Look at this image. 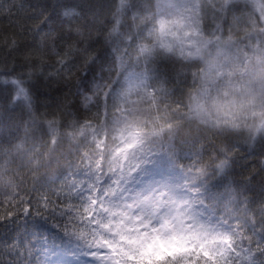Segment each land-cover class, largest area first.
I'll use <instances>...</instances> for the list:
<instances>
[{"label":"trees","instance_id":"trees-1","mask_svg":"<svg viewBox=\"0 0 264 264\" xmlns=\"http://www.w3.org/2000/svg\"><path fill=\"white\" fill-rule=\"evenodd\" d=\"M192 1L198 55L158 48L142 57L139 43L169 11L163 0H82L83 18L62 31L50 24L54 0H23L21 19L55 35L59 55L73 59L67 77L46 74L57 53L41 51L27 60L26 44L9 56L3 44L14 33V20L0 17V72L13 64L21 71L37 59L36 67L43 65V73L29 81L35 127L23 98L10 103L14 87L2 85L0 76V218L7 217L0 223V264L96 263L118 239L108 207L122 138L133 145L127 162L138 187L172 179L189 194L193 213L230 241L221 256L177 247L129 253L122 264H264V113L254 126L240 128L196 115L206 94V69L226 51L264 65V0ZM0 3L7 7L9 0ZM86 53L95 58L84 65ZM105 58L109 63L101 72ZM128 72L139 77L131 91L125 90ZM104 85L112 93L105 102V89H97Z\"/></svg>","mask_w":264,"mask_h":264},{"label":"rangeland","instance_id":"rangeland-1","mask_svg":"<svg viewBox=\"0 0 264 264\" xmlns=\"http://www.w3.org/2000/svg\"><path fill=\"white\" fill-rule=\"evenodd\" d=\"M163 1L169 11L139 43V55L165 48L197 56L200 28L195 3ZM251 59L226 51L207 67L206 94L196 109L201 120L233 128L256 124L264 113V65L256 67ZM132 147L129 138H122L116 146L118 178L108 214L118 239L104 247L105 252L94 264H122L129 253H156L177 247L216 256L227 254L229 237L213 231L193 213L189 194L180 184L164 178L150 187H138L135 171L127 162Z\"/></svg>","mask_w":264,"mask_h":264},{"label":"snow or ice","instance_id":"snow-or-ice-1","mask_svg":"<svg viewBox=\"0 0 264 264\" xmlns=\"http://www.w3.org/2000/svg\"><path fill=\"white\" fill-rule=\"evenodd\" d=\"M23 8V0H20V3L13 2V0H9L7 7H5L2 3H0V17H7L14 20V33L9 36L6 40H4L3 47L7 50L9 56H12L14 53L21 51L24 49L25 45H29L31 49V54L26 56L27 60H32V55L39 56L41 51L51 53H57L59 59L55 61V67L47 72L48 76H64L67 77L71 74L74 65L71 63L72 60L69 59L68 55H59V51L57 50L56 40L57 37L50 33H44L40 30V24H28L24 20L21 19V9ZM29 11L31 15L27 17V19H32L33 10L29 7ZM85 11V6L82 3V0H54V18L50 20V24L53 26V30L62 31L63 26L65 24H73V21L77 23L83 18V14ZM75 13V15H71ZM76 33L80 36L83 35L80 27H76ZM37 37L39 38L37 40ZM0 39H4L0 36ZM50 43V49L45 48V41ZM112 51L116 53V48L112 47ZM95 58L90 53H86L83 57L84 65H87L90 61ZM118 65L117 71L119 72L120 77L125 75V71H121L120 58L117 56ZM39 60H33L31 63H25L26 66L23 67L21 71H15V64H13L10 68L5 69L0 72V76L4 77L3 84L4 86L12 85L14 87V93L12 95V99L10 101L11 104H15L18 100L23 98L26 102L27 108L30 113V121L35 127L37 124V112L34 108V99L29 87V81H32L35 78V73L39 71L43 73V65L39 68L36 67ZM109 61L107 58L104 59V62L99 65L98 70L103 71V68ZM96 72L93 71L85 81L83 87L87 89L89 87V83L91 80L95 79ZM139 77L136 73L128 72L126 79V91H131L133 87L136 86ZM103 87L105 89L102 94V99L105 102L112 95L108 90V86H97V89ZM114 91V89H113ZM95 91L92 92L91 95H84L83 101H89L92 99V96L95 95ZM59 107V106H58ZM40 123L45 124V121H41ZM29 132V128L26 129L25 134L27 135ZM49 143L55 144V140H50ZM3 145H0V152H3ZM259 164L264 166V154H262L259 159ZM256 171V169H253ZM250 180L251 177L246 178ZM264 191V189H262ZM264 202V201H262ZM7 217L0 218V223H3V219Z\"/></svg>","mask_w":264,"mask_h":264},{"label":"water","instance_id":"water-1","mask_svg":"<svg viewBox=\"0 0 264 264\" xmlns=\"http://www.w3.org/2000/svg\"><path fill=\"white\" fill-rule=\"evenodd\" d=\"M105 141V139H103V142Z\"/></svg>","mask_w":264,"mask_h":264}]
</instances>
